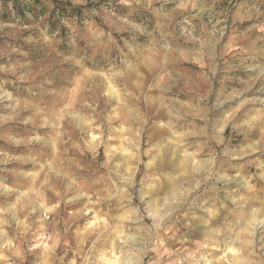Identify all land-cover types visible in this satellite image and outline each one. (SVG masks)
Returning <instances> with one entry per match:
<instances>
[{
    "label": "rangeland",
    "instance_id": "1",
    "mask_svg": "<svg viewBox=\"0 0 264 264\" xmlns=\"http://www.w3.org/2000/svg\"><path fill=\"white\" fill-rule=\"evenodd\" d=\"M0 264H264V0H0Z\"/></svg>",
    "mask_w": 264,
    "mask_h": 264
}]
</instances>
